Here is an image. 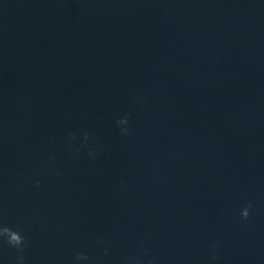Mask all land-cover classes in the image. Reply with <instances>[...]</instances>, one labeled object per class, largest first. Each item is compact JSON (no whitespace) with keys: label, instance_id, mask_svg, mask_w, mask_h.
<instances>
[{"label":"water","instance_id":"1","mask_svg":"<svg viewBox=\"0 0 264 264\" xmlns=\"http://www.w3.org/2000/svg\"><path fill=\"white\" fill-rule=\"evenodd\" d=\"M0 224V264H264V0H0Z\"/></svg>","mask_w":264,"mask_h":264},{"label":"clouds","instance_id":"2","mask_svg":"<svg viewBox=\"0 0 264 264\" xmlns=\"http://www.w3.org/2000/svg\"><path fill=\"white\" fill-rule=\"evenodd\" d=\"M130 119V114L125 115L121 117L117 121V125L121 126L120 131L121 134L124 136H128L131 134V129L129 127H124L125 125H128ZM90 134L85 132L83 134V140L84 142H87L89 140ZM77 139L76 134H71L70 140L75 141ZM98 151L93 147L89 146V157L91 159H95L98 155ZM50 160H54L55 156L54 155H49ZM35 185L37 187L40 186V180H35L34 181ZM253 207V204L249 202L240 212V216L242 219L247 220L250 216V209ZM0 241L6 243L9 247L16 249L17 253H23L25 248L27 247V238L26 236L22 233L20 229H14L12 227H9L7 225L0 224ZM103 239L99 241L100 244H103ZM217 242H212L211 248H212V259H217L216 255V248H218ZM106 251V250H105ZM17 264H24L25 257L23 255H17L16 257ZM90 257L86 251H78L74 257H73V264H80L81 261H89ZM127 264H132V262L129 260L127 261ZM135 264H141V261L139 259H136ZM148 264H151V261L148 262Z\"/></svg>","mask_w":264,"mask_h":264}]
</instances>
